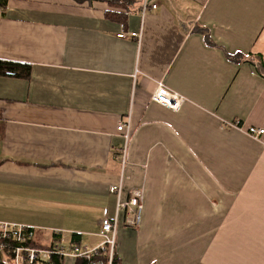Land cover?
Wrapping results in <instances>:
<instances>
[{
  "label": "crops",
  "instance_id": "0c3cea01",
  "mask_svg": "<svg viewBox=\"0 0 264 264\" xmlns=\"http://www.w3.org/2000/svg\"><path fill=\"white\" fill-rule=\"evenodd\" d=\"M0 7V60L30 66L0 77V222L34 227L36 247L95 248L120 183L143 209L138 229L119 221L115 264H264V134H246L264 130V78L227 57L264 64V0ZM157 83L178 110L151 101Z\"/></svg>",
  "mask_w": 264,
  "mask_h": 264
},
{
  "label": "built area",
  "instance_id": "2783aa9c",
  "mask_svg": "<svg viewBox=\"0 0 264 264\" xmlns=\"http://www.w3.org/2000/svg\"><path fill=\"white\" fill-rule=\"evenodd\" d=\"M146 5L143 4L142 12ZM152 8H155L153 5ZM0 7V17L2 15ZM124 32H120L117 37L126 38ZM130 38L140 41L141 33H130ZM151 101L171 110H178L184 98L177 93L168 90L163 84L157 83L154 92L150 97ZM117 131L123 133L125 140L129 137L128 123H119ZM246 134L254 139H259L264 130L259 128H249ZM125 150L121 153L122 165ZM109 192L116 196L115 214L112 218L103 216L99 223L101 243L95 248L73 245L69 248L55 243L48 248H40L33 245L36 235L34 227L19 225L14 223L0 222V264H50L52 259L57 258L62 261L66 258L81 259L84 264H114L115 260V234L119 221L126 227L138 229L142 218L143 193L142 191H132L127 201H121V186H111ZM53 236L59 235L58 231H52Z\"/></svg>",
  "mask_w": 264,
  "mask_h": 264
},
{
  "label": "trees",
  "instance_id": "16d2710c",
  "mask_svg": "<svg viewBox=\"0 0 264 264\" xmlns=\"http://www.w3.org/2000/svg\"><path fill=\"white\" fill-rule=\"evenodd\" d=\"M134 2L135 0H107L108 7H113L121 11L127 10L129 5H131ZM1 5H2V0H0V6ZM107 13L111 14L115 12L108 11ZM204 40L206 41V43L208 42L207 35L204 37ZM227 57L234 61L237 58H241V60L251 63L254 66L257 73L264 78V64L260 61L258 57L251 55H247V56L227 55ZM29 75H30L29 65L0 60V77H14L19 79H25L28 78ZM33 245L36 246L35 243H33ZM114 264H115V260H114Z\"/></svg>",
  "mask_w": 264,
  "mask_h": 264
}]
</instances>
